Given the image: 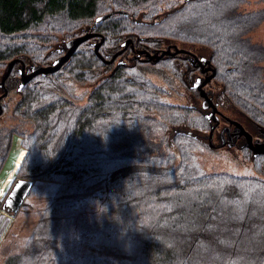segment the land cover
I'll return each mask as SVG.
<instances>
[{"label": "trees", "instance_id": "16d2710c", "mask_svg": "<svg viewBox=\"0 0 264 264\" xmlns=\"http://www.w3.org/2000/svg\"><path fill=\"white\" fill-rule=\"evenodd\" d=\"M243 1L0 0V70L16 57L51 63L64 41L115 10L94 27L106 33L104 53L128 33L203 44L220 70L223 107L255 113L263 50L248 31L264 11L242 10ZM135 64L106 69L84 42L61 69L22 88L10 124L0 120V173L17 134L25 153L15 179L33 180L30 195L53 183L23 247L3 264H264V180L208 170L199 152L213 147L196 133L209 129L205 117L166 102ZM147 70L168 84L167 70L182 75L171 61ZM79 84L91 87L86 99Z\"/></svg>", "mask_w": 264, "mask_h": 264}, {"label": "flooded vegetation", "instance_id": "af4514ba", "mask_svg": "<svg viewBox=\"0 0 264 264\" xmlns=\"http://www.w3.org/2000/svg\"><path fill=\"white\" fill-rule=\"evenodd\" d=\"M85 31L79 34H75L74 36L83 34ZM89 31H91L92 33L99 32L103 35L104 39L102 40L98 48V52L100 53V55L96 52L95 49L96 43L101 41L102 38V35L99 34H94L89 38L83 40L77 46L74 53L77 51V49L82 43L88 42L90 43L95 55L105 64L104 68L106 69H109L113 66L116 67L117 63L118 66L116 68H119L122 65L136 63L134 65L137 67L136 71H139V68H141V71H144L147 78H150L154 82L159 83V85L163 88V90L165 91L164 100L166 102L196 107L198 109L197 113L203 115L206 119V124H204V126L209 127L211 123L214 124V120L209 117L211 116L210 113L212 108L210 103H215L217 105L218 110H220L222 114H220L219 123L214 128L213 136L211 139V143L213 145H217L218 147L214 148L213 145L211 146V144L207 142L209 146L213 147L212 149L217 150L218 148H221L223 146L230 148L235 147L237 149H241L243 154L245 151V158L247 159V157L252 156L253 153V149L246 145L248 141L250 142V134L252 135L253 145H256L255 142L257 140H264V104L258 106V109L257 111H255V113L253 111L251 112V110L246 107L245 112L243 113L244 116L240 117L242 119H240L236 113L232 115V112L235 108L232 105L223 107L221 102L227 99L224 98L225 93L224 91H222V88H220V85L218 83V74L220 70L217 64L213 62L210 56L211 51L208 47H205L204 45L184 46L172 41H166L167 43L163 44L164 39L160 38L159 36H156V38L154 39V37L151 35H138L136 33H128L122 37L118 48H116L115 51L111 53V55H108L107 53H104V49L106 48V33L95 28L89 29ZM72 37H69L68 39ZM168 45H170V49L166 50ZM63 53L64 50L62 49L61 53L58 54L56 57L60 56ZM74 53L72 54V56L74 55ZM13 59H15V62L13 63L7 76H5V73L10 65L8 64V62L6 63L5 67L0 70V81L2 80L3 76H5L4 86H1L0 84V120L9 124V119L13 116L11 113L12 108L16 100L18 99V93H20L22 88L34 77L38 75L53 73L61 69L66 63L65 62L59 69L55 71L44 74L38 73L34 75L19 89L22 71H24V73H28L31 71V67H29L28 62L24 61L23 58L16 57ZM166 61H171L174 64L176 70L181 71L182 73L181 77L179 78L178 76L173 75L172 72L167 70V79H170V84L166 83L165 79L159 76L158 74L149 73V71L147 70L149 66L155 67L159 63ZM254 64L256 65L259 71V85L260 87H262V96L264 97V49L260 60ZM40 65L47 64L40 63ZM14 70H16L18 73V75L15 76L18 82L16 89L12 90L8 85V80L14 73ZM105 72L106 71H104L103 73ZM197 80L199 81V83L194 87L193 82ZM79 85L80 86H78L77 92L80 93L84 91L85 93L83 95H85L86 99L88 92L91 91V87L89 85ZM188 94H190L189 96L194 97L198 101V104H192L190 102L191 98L189 99V96H187ZM173 97H180L181 99H186L182 102H177L176 100H172ZM16 122L17 121L11 122V124H14ZM236 122H240L244 128L242 129V127H240V125H238V123ZM197 133H199L204 140L206 139V141H209L208 137L204 138L202 135L203 133H201L199 130L197 131ZM228 141H234L235 144L229 146L227 143ZM223 142L225 143L222 144ZM253 165L257 171L262 170L264 172V152H260L254 156ZM252 176H257L264 180V176H261L259 174L254 173L252 174ZM18 178L19 177L14 180L13 184ZM13 184L10 185V188L8 187L5 191L6 195L10 191Z\"/></svg>", "mask_w": 264, "mask_h": 264}, {"label": "rangeland", "instance_id": "374dc122", "mask_svg": "<svg viewBox=\"0 0 264 264\" xmlns=\"http://www.w3.org/2000/svg\"><path fill=\"white\" fill-rule=\"evenodd\" d=\"M240 9H263L264 11V0H244L240 5ZM248 38L256 45L258 50L264 49V18L248 31ZM189 95L190 94L187 96ZM190 98V102L192 104H198V101L194 97L189 96V99ZM185 99L186 98L181 99L180 97H173L172 100L182 102ZM234 113H236L239 118L244 116L243 112L236 107L234 108L232 115ZM24 153L23 146L21 145V138L15 134L12 139V145L8 158L0 173V194L4 195L7 188L14 182L17 168L24 156ZM199 155L201 156L204 166H206L208 170H210V167L212 168L214 165L213 168L238 175H252L255 173L264 176V172L262 170L257 171L255 169L253 165L254 157L248 156L246 159L245 151L243 154L241 149H237L235 147L230 148L223 146L217 150L204 148L199 152ZM38 184L39 185L36 186V192L31 195L28 194L25 197L15 214H6L9 216V223L0 237V264H3V259L7 254L13 251H18L23 247L25 240L30 234L35 222L41 216L44 207L52 194L51 191L53 189V183L38 182Z\"/></svg>", "mask_w": 264, "mask_h": 264}, {"label": "water", "instance_id": "95a60500", "mask_svg": "<svg viewBox=\"0 0 264 264\" xmlns=\"http://www.w3.org/2000/svg\"><path fill=\"white\" fill-rule=\"evenodd\" d=\"M113 12H115V10H113L111 12H108V13H103V14L97 15L95 20H94V22L91 25H89V27L86 28V31L83 34L74 36V37L64 41L62 43V44H64L62 46L63 48L61 47V49L64 50V53L61 54L60 56L56 57L54 60H52V62L50 64H47V65H40V64L39 65H33L31 67V71L28 72V73H24V71H22V76H21V82L19 84V89L25 82H27L34 75H36L38 73H43V74L44 73H49V72H52V71H55V70L59 69L65 62H67L69 60V58L72 56V54L74 53V51L77 48V46L83 40L89 38L90 36H92L94 34L102 35L99 32L98 33H92L91 31H89V29L94 28L99 22H102L104 19H106ZM117 12H120V13H123V14H126V15L129 14L128 11L122 10V9L117 10ZM103 39L104 38H103V35H102L101 41H99L95 45L96 52L99 55H100V53L98 52V48H99V45L101 44ZM168 49H170V45L167 46L166 50H168ZM14 62H15V59H12L8 63L10 65H9L8 70L5 73V76H7V74L9 73V71H10V69H11V67H12ZM117 66H118V63L116 65V67ZM5 76H3L2 80L0 81L1 86H4ZM210 105L212 106V108H211V113H210L211 116L209 118L214 120V124H212V123L210 124L209 129L206 132H203V136L204 137H208L209 141H207V142L209 144H211V146H212L213 144L211 143V139H212V136H213V130L217 126V124L219 123L220 114H222V112H220V110H218L217 105L215 103H210ZM236 123H238V125H240V127H242V129L244 128L243 125L240 122H236ZM181 129L182 130H186L184 127H181ZM188 130L190 132L194 131V130H191V129H188ZM242 132H244V131H242ZM249 140H250V142L248 141L246 143V145L253 149V153H252L253 157L256 154L260 153V152H264V140H262V141L261 140H257L255 142L256 145L254 144L255 146L252 144L253 141H252V135L251 134H250ZM224 143L225 142H223L222 144H224ZM227 143H228L229 146L235 144L234 141H228ZM222 144H220V145H222ZM213 146H214V148L218 147L217 145H213ZM32 185H33V180L32 179L19 177L16 180V182L13 184V186L11 187L10 191L5 196L3 204H2V208L9 214H12V215L15 214L17 212V210L19 209V207L21 206L22 202L24 201L25 197L27 196L28 192L30 191Z\"/></svg>", "mask_w": 264, "mask_h": 264}, {"label": "crops", "instance_id": "0c3cea01", "mask_svg": "<svg viewBox=\"0 0 264 264\" xmlns=\"http://www.w3.org/2000/svg\"><path fill=\"white\" fill-rule=\"evenodd\" d=\"M1 211H0V219L2 220V215H6L7 214V212L4 210V209H0ZM1 220H0V229H3V227H4V225H5V222L4 223H1ZM2 224V225H1ZM6 229V228H5ZM3 232H4V230H3ZM3 232H2V234H3ZM2 236V235H1Z\"/></svg>", "mask_w": 264, "mask_h": 264}, {"label": "snow or ice", "instance_id": "6c2138e0", "mask_svg": "<svg viewBox=\"0 0 264 264\" xmlns=\"http://www.w3.org/2000/svg\"><path fill=\"white\" fill-rule=\"evenodd\" d=\"M198 83H199L198 80H197V81H194V82H193V86L195 87L196 85H198Z\"/></svg>", "mask_w": 264, "mask_h": 264}]
</instances>
